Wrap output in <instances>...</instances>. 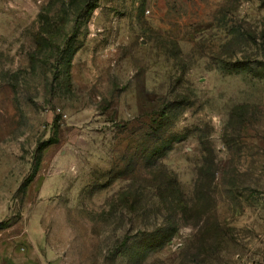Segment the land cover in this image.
Instances as JSON below:
<instances>
[{
    "label": "rangeland",
    "instance_id": "1",
    "mask_svg": "<svg viewBox=\"0 0 264 264\" xmlns=\"http://www.w3.org/2000/svg\"><path fill=\"white\" fill-rule=\"evenodd\" d=\"M49 1L0 0V264H264V0H60L39 50Z\"/></svg>",
    "mask_w": 264,
    "mask_h": 264
},
{
    "label": "trees",
    "instance_id": "2",
    "mask_svg": "<svg viewBox=\"0 0 264 264\" xmlns=\"http://www.w3.org/2000/svg\"><path fill=\"white\" fill-rule=\"evenodd\" d=\"M62 1H63L65 6H67V7L70 6V0H68V2L66 0H62ZM92 1L94 2L96 0H92ZM59 2H60V0H50L48 2V4H46V6H44L41 9L40 13L38 14L39 19L45 20V23H43L40 26V28L38 29V32L36 34V43H37V46H38L37 48L39 50H43L44 46H46V45H55V43H56L55 40H53L52 38L48 39L46 36L49 33L53 32L51 30L53 27L56 28L59 25L58 24L57 25L52 24V22H50L48 20V17L46 15V13L47 14L50 13L52 11V9L55 6H57V4L59 6ZM88 7L94 8L95 6H92L91 2H89ZM61 27H65V26L62 25ZM61 45H64V47H66V48L70 47V43H68L66 41L62 42ZM153 173H157V171L154 170ZM167 187H168V184H167ZM178 191H179V201L178 202H179V204L183 205L184 201H185L184 200V196H183L180 188L177 187V192ZM161 196H162V198H165V199H169L170 198L169 195H165L162 192H161ZM131 197H132L131 193H125L124 194L125 200H130ZM174 209L175 208L172 205H170V207H167V209L164 208V209H158V210L155 211V215L156 216H163L164 217V222H162L158 227H156V229L152 233L145 234V232H144V234L146 236L149 235L148 238H147L148 239V241H147L148 245L149 244L152 245L155 241H157L158 244L159 243H161V244L162 243H166L173 236V234L176 232V230L178 229V226H177L178 223L177 222H179L178 214L183 215L184 214L183 213L184 212V208H181L180 210L179 209L178 210H174ZM128 237H129L128 233H127V235L125 233V237H124L122 242H127ZM162 245H164V244H162ZM117 252L120 253L119 250H117Z\"/></svg>",
    "mask_w": 264,
    "mask_h": 264
}]
</instances>
